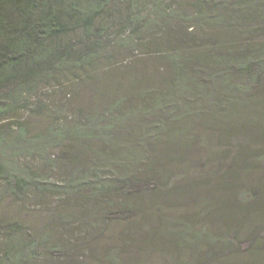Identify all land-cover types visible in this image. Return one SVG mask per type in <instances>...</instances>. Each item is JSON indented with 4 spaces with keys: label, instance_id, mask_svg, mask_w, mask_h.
Instances as JSON below:
<instances>
[{
    "label": "trees",
    "instance_id": "trees-1",
    "mask_svg": "<svg viewBox=\"0 0 264 264\" xmlns=\"http://www.w3.org/2000/svg\"><path fill=\"white\" fill-rule=\"evenodd\" d=\"M128 60L130 71L119 73L127 77L96 108L62 117L47 104L70 79L120 72ZM263 93L264 0H0V264L62 252L56 229L72 218L59 215L37 233L16 215L30 198L93 203L88 214L99 226L123 211L115 199L133 210L137 188L156 184V150H176L198 126L243 133L249 143L237 156L249 164L236 170L264 169V136L250 134L264 119ZM23 113L52 124L33 133ZM64 167L68 178L52 181L50 171ZM249 188L243 199L223 202L235 207L238 225L241 215L264 220V184ZM187 237L190 244L169 240L194 255L204 240L235 264H264V245L252 235L241 247L194 228Z\"/></svg>",
    "mask_w": 264,
    "mask_h": 264
},
{
    "label": "rangeland",
    "instance_id": "rangeland-1",
    "mask_svg": "<svg viewBox=\"0 0 264 264\" xmlns=\"http://www.w3.org/2000/svg\"><path fill=\"white\" fill-rule=\"evenodd\" d=\"M120 66H124L120 72L104 68L86 79H70L63 90L47 94V104L52 109L62 110V117L74 116L79 109L96 108L105 94H111L106 93L108 88L115 87L118 79L120 82L124 81L126 74L121 77L119 73L125 70L129 72L131 62L124 61ZM152 66H158L156 58L152 60ZM263 99L264 93L261 98L259 96L258 103ZM260 108L264 110V106ZM23 117L31 124L33 133L43 132L52 124V118L46 115L31 116L29 113H23ZM257 121L263 122L254 127L250 134L256 133V137L264 136V119L259 118ZM217 128L203 125L196 127L186 139L188 142L177 146V151L166 150L163 155L164 151L161 153V149L160 152L157 149L154 156L158 160L157 165L161 168V173L156 184L137 188V199L135 198V203L130 204L133 210L128 206L122 208L120 205L124 200L115 199L117 208L123 211L111 216V220L105 219L104 222L98 223L99 226L91 218L92 215L88 214L93 208V203L59 196L30 198L19 208L16 215L37 233L41 232L45 223H49L53 218L57 219L59 215L67 214L72 218V224L56 229L54 240L62 252L43 257L34 264L237 263L229 259L226 252L220 253L219 249L217 251L215 245L208 247L204 240L196 244V251L199 253L195 255L191 247L176 249L169 238L175 241L181 237L185 243L190 244L187 237L190 228L201 234L212 232L216 240H227L233 246L241 247L240 244L250 235L254 238V244L264 245V220L246 216L244 218L241 215L242 224L238 225V218L234 216L235 207H224L226 203H223L226 200L236 202L237 197L243 199L247 196L249 187L258 183L263 185L264 169L247 173L236 170L239 165L248 169L249 162H243L237 154L238 149L247 145L249 140L242 132L226 133L221 127ZM168 144L166 143V146ZM90 147L92 148L91 145ZM93 148L97 147L93 145ZM59 154L55 151V156ZM169 155L176 158L170 160ZM81 156L84 162L91 160L90 152ZM256 162L253 161L254 166ZM233 167H236L235 170ZM69 173L66 167L50 171L52 181L56 182L65 181ZM260 176L261 178H257ZM6 206L7 204L4 209ZM263 212L261 214H264ZM219 228L225 232L222 234ZM68 246L70 249L66 250Z\"/></svg>",
    "mask_w": 264,
    "mask_h": 264
}]
</instances>
